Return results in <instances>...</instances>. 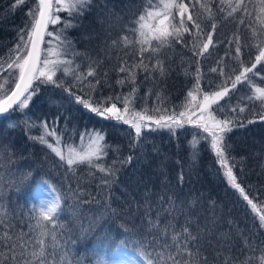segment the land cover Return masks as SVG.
Listing matches in <instances>:
<instances>
[{"label":"trees","instance_id":"obj_1","mask_svg":"<svg viewBox=\"0 0 264 264\" xmlns=\"http://www.w3.org/2000/svg\"><path fill=\"white\" fill-rule=\"evenodd\" d=\"M105 3L108 5L107 8L104 7ZM142 3L143 0H93L88 11L82 16H75L77 26L66 32V35L72 39L76 51L81 53L75 58V63L80 64L81 70L87 71L88 58L99 61L96 72L101 82L95 84V78L88 77L97 89L91 94L94 106L96 101H100L101 106H111L112 102H116L118 108H124L123 96L135 87L136 93L130 98V106L134 111L142 112L145 107L149 110L156 107L159 103L156 95L159 93L163 98L164 106L168 109L166 114L171 112L178 114L188 107L191 98L187 97V93L196 84L195 72L199 66L201 75L199 87L203 93L221 90L222 85L230 89L229 96L219 101V104H225L230 100L229 111L234 107L235 111L231 114L237 117L233 122L235 125L233 130L225 135L226 142L231 146L228 163L229 166L235 163L233 174L237 178V183L245 189V194L257 207L253 209L240 197L238 191L227 183L223 174L224 169L217 163L209 141L200 139L201 135L208 136V134L203 133L196 125L184 123L183 127L177 128L174 133L168 129L156 131L144 129L141 135L144 151L139 147L130 148L132 137L135 136L130 127L116 120L97 116L76 104L74 97H70L62 88L55 87L51 83L42 84L40 80H36L34 86L39 85V93L33 97L29 108L23 110L33 114L32 122L36 126L25 127L21 123L23 113L19 110L10 111L3 116L5 119H0V182L5 186L0 187L2 188L0 189V251H6L3 249L5 233L13 235L14 238L23 236L25 232L33 237L38 235V230H34L38 203L33 190L39 181L49 180L57 194L67 195L68 204H72L75 200L69 188L75 189L78 182L86 190L82 199L90 198L88 192L96 193L95 182H89L88 169L85 165H75L72 172H69L66 160L61 161L46 145L39 143L38 138L43 132L40 124L47 120L51 126L54 118L59 116L58 128L67 132L66 136L61 137L59 145L65 156L66 144L79 146L80 134L85 130L102 129L106 134L105 143L111 147L107 150V154L95 163L109 166L115 160V167L120 170L110 192L111 206L119 215L109 216L104 212L103 205L109 198L108 193H101V199L98 201L81 203L79 211L82 215L79 219H73L71 209L65 208L64 211L69 213L68 220L72 222L60 221L56 228L57 242L60 244V248L56 250V264L59 262L64 241L69 240L71 243L67 245V249L75 255V259L80 264H94L101 257L111 256L118 250L122 240L125 241L122 245L124 250L136 254L134 249L139 245L134 241L143 239L147 242L152 239L147 235L144 237L133 235V231L141 229V221L145 218L146 190L150 202L153 203V213L158 211L156 202L161 195L175 194L174 199L179 197L180 201L197 202L192 207L193 215L189 217L177 213L176 222L178 225H183L186 219H191V229H199L203 238L204 255L210 259L216 257L217 251L213 249L218 248L220 256L217 264H223L226 258L228 264H241L247 258H251L249 264H261V257H264V252L261 251L264 248V227H261L259 217L264 215V119L260 118L259 111H252L254 106L258 110L261 102L248 99L255 95L256 88L264 89V59L259 63L255 60L259 55L260 47H264V44L260 43V33L264 30V24L261 23V19H264V13L260 12L261 0H245L249 9L248 14L238 11L232 16L227 15L231 11L227 2L222 4L221 0H199V2L191 0L189 11L193 14L196 9L204 12V9L200 8L201 4H209L215 14L217 27L214 32L211 28L212 21L206 19L207 13L200 18L203 29L201 41L206 42L207 34H212L213 44L209 46L208 53H204L202 57L194 56L190 50L193 36L184 33L180 42L165 48L161 53L165 75L161 76L159 71L149 73L137 69L135 85L128 81L120 85L116 81L124 79L127 74L119 72L118 69L125 59L129 65L133 61L137 63L140 61L139 45L125 46L123 42L114 48L107 45H111L113 40L125 35L130 40H135V35L130 29L133 27L134 17L141 12ZM184 3L189 4V0H184ZM231 3L234 5L236 0H231ZM36 4L35 0H25L22 5L14 6V0H0V62L8 60L9 50L17 42L18 30L24 28L26 23L31 24L28 12ZM221 7L225 9L224 12L219 11ZM175 11L174 9L173 12ZM57 14L61 17V21L68 17L66 11ZM187 15L188 13L184 17L186 26L191 33H195L196 30L191 22L187 21ZM241 17L244 20L243 24L240 23ZM62 26V23L50 25L49 30L53 27L59 29ZM253 32L256 33L255 38ZM237 37L241 44L238 58H236ZM48 39L50 38L46 36L45 40ZM155 43L153 41V44ZM46 48L47 45L43 44L42 49ZM150 54L151 50L145 52L144 56L148 57ZM197 60L199 65L196 63ZM145 62L151 69L156 59L153 57ZM253 63L256 64V68L253 69L255 75L247 73V76L251 77V83L242 78L241 82L237 83L236 89L231 90L235 76L245 67H251ZM214 67L217 68L216 72L211 71ZM221 67L231 79L226 80L225 76L219 75ZM7 75L8 72H0V76ZM54 79L65 80V87H68L67 81L72 77H65L62 72H57ZM69 91L86 98L85 92L80 91L79 88L73 87ZM117 96L121 97L118 101L115 100ZM107 97L113 99L106 100ZM217 107L216 104L212 105V109ZM240 108L244 111L240 112ZM149 114H152L151 111ZM155 115L158 117L160 113ZM216 116L223 119L224 114L216 113ZM65 118H67L66 126ZM249 120L252 122L249 123ZM12 123L19 126L12 127L10 126ZM129 132L131 136L127 134ZM194 135L198 141L195 155L191 147ZM31 136L37 139L33 140ZM145 137L147 139H144ZM46 139L54 147L57 146L52 136H47ZM130 155L133 157L130 163H119V160ZM92 171L96 176L103 175L96 169ZM181 173H183L182 182ZM138 203L139 210H137ZM101 215L104 219L100 220L93 230H87L88 221L98 220ZM161 218L164 219L162 212ZM81 221L85 225L84 231L79 230ZM45 223L50 224V222ZM6 224H11L12 227L6 228ZM64 225L66 227L62 231L61 226ZM124 227L130 231L123 232ZM73 236H78V239H71ZM244 237H248L249 243H255V251H250L244 246ZM44 239L46 244H52L50 236ZM48 250L52 251L51 248Z\"/></svg>","mask_w":264,"mask_h":264},{"label":"snow or ice","instance_id":"obj_2","mask_svg":"<svg viewBox=\"0 0 264 264\" xmlns=\"http://www.w3.org/2000/svg\"><path fill=\"white\" fill-rule=\"evenodd\" d=\"M24 2L25 0H14V6L22 5ZM225 2H227L228 7L231 9L227 13L228 16H232L233 13L238 11L244 14H248L249 12L245 0H236L234 5L231 3V0H221L222 4ZM92 3L93 0H38L36 6L29 10L28 15L31 19V24L26 23L24 28L18 30L17 42L9 50L8 60L0 62V72H8L7 76H0V81H2L0 82V114L9 113L10 110H19L23 113L21 123L25 127L36 126L32 122L33 114L24 112L23 110L29 108L33 97L39 93V85L34 86V82L40 80L42 84L51 83L55 87L62 88L70 97H74L76 104L81 105L89 112L104 119H115L118 122L122 121L124 124L129 125L131 129L135 130V136L132 137V142L129 145L130 148L139 147L141 151H144L143 144L141 143L142 129L149 131L168 129L174 133L177 128L183 127L184 123L195 124L198 128L202 129L203 133L208 134V136L201 135L200 139L209 141L211 150L217 158V163L224 169L223 174L226 177L227 183L238 191L240 197H243V200L247 201L248 205H251L255 209L257 205L245 194V189L237 183V178L233 174L235 163L232 166H229L228 163L231 146L226 142L225 135L233 130L235 126L233 122L237 117L231 114L235 111L234 107L229 111L230 100L226 101L225 104H219V101L229 96L230 89L222 85L221 90L213 93H203L199 87L201 79L199 66H197L195 72L196 84L187 93V97H190L193 101L196 100L194 93L203 95V101L196 106L200 111V115L196 120L192 119V116L195 115L194 112L191 115L184 111L178 114L175 112L166 114L168 113V109L164 106L163 98L159 93L156 95V99L159 102L156 107L151 110L145 107L142 112L134 111L130 106V98L134 97L136 93L135 87L127 95L123 96V113L130 115L122 114L116 102H112L111 106H101V102L96 101V106H94L91 94L97 90L95 84L101 82L96 72L99 61L88 58L87 71L81 70L80 64L75 63V58L80 56L81 53L76 51L72 39L66 35L68 29L77 26L75 16H82L85 11L90 9ZM190 4L191 0H189V4H185L184 0H143L141 12L134 17L132 21L133 27L130 29L135 35V40H130L125 35L118 40H113L111 45H107L110 48L118 47L121 42L125 46L129 44L139 45L138 53L141 56L140 61L138 63L133 61L129 65L127 59H125L118 71L127 75L124 79H118L116 81L117 84L123 85L125 81H128L135 85L137 69H142L149 73L159 71L161 76L165 75L161 53L165 48L180 42L184 33H189L193 36L192 48L190 50L194 56L202 57L204 53H208L209 46L213 44L212 34H207L206 42L201 41L203 29L200 18L204 13H207L206 19L212 21L211 28L214 32L217 27L215 14L209 4H201L200 8L204 9V12L196 9L193 14L189 11ZM104 7H108L107 3L104 4ZM174 9L176 10L175 13L173 12ZM61 11L68 12V17L64 18L63 21H61V17L57 14ZM219 11L224 12L225 9L221 7ZM260 12L264 13V0H261ZM186 13H188L187 21L191 22L192 27L196 30L195 33H191L189 27L186 26L184 19ZM60 23L63 24L61 28L56 29L53 27L52 30H49L50 25L55 26ZM240 23H244L243 17L240 18ZM261 23L264 24V19H261ZM46 36L50 39L45 40ZM253 37H256L255 32H253ZM153 41L156 43L153 44ZM260 43L264 44V30H261L260 33ZM42 44H46L47 48L42 49ZM149 50H151L150 56L145 57L144 53L149 52ZM240 53L241 44L239 37H237L236 58L240 56ZM153 57H155L156 63L150 69L145 61ZM262 59H264V47H260L259 55L255 57L257 63ZM196 63L199 65V60ZM254 68H256L255 63L251 67H245L239 75H236L235 79L232 80L231 90L236 89L237 83L241 82L242 78L251 83V77L247 76V73H253ZM211 71L216 72L217 68L214 67ZM57 72H62L65 77H72L70 81H67L68 87H65V80L54 79ZM219 75L225 76L226 80L231 79L224 72L223 67L220 68ZM88 77H94L95 84L93 81L88 80ZM147 78L145 77V79ZM73 87L84 91L86 98H81V96L69 91ZM105 99L112 100L113 98L107 97ZM120 99V96L115 97L116 101ZM248 99L249 101L254 99L261 102L259 109L257 110L254 106L252 111H259L260 118L264 119V89L256 88L255 95L248 97ZM214 104L218 105V107L212 109V105ZM150 111L152 114H149ZM239 111L243 112L244 109L240 108ZM155 113H160V115L157 117ZM216 113H223V119H218ZM185 117H187L186 120L184 119ZM0 119H5V117L0 116ZM8 119H10V116ZM59 119V116L55 117L51 122V126H49L47 120L40 124L43 132L38 138L39 143L46 145L61 161L66 160L67 171L69 172H72L75 165H85L88 169L89 182H95L96 193L88 192L87 195L90 198L82 199L86 190L78 182L75 189L69 188L73 197H75L72 204L67 203L66 194L55 195V198L48 202L47 205L39 208L38 214L35 216L34 230H38L37 236L33 237L25 232L23 236L14 238L13 235L5 233L6 240L3 242V249H6V251H0V264H56V250L60 248V244L57 242L56 228L60 221L72 222L68 220L69 213L64 211L65 208L71 209L73 219H79L82 215V212L79 211L80 204L100 200L101 193L109 194L108 200L103 205L104 212L109 216L119 215L118 211L111 206L110 192L120 169L115 167V160L109 166L95 163V161L105 156L107 150L111 147L105 143L106 134L103 133L102 129L85 130L80 134L81 142L79 146H74L70 143L66 144L67 155L65 156L59 145L61 144V137L66 136L67 132L59 130ZM248 122L251 123L252 121L249 120ZM66 125L67 118H65ZM10 126L18 127L19 125L12 123ZM127 134L131 136L130 132ZM47 136H52L55 139L56 147L47 141ZM30 138L33 140L37 139L35 136H31ZM144 139L147 138L145 137ZM197 143L198 141L194 135L191 142V147L194 150L193 155L196 154ZM132 159L133 157L130 155L123 160H119V163H130ZM232 159L234 160V158ZM93 169L103 173V175L96 176L95 172L92 171ZM180 180L181 182L183 181V173H181ZM42 182L51 186V182L47 179H44ZM173 196L161 195L156 202L158 211L153 213V203L150 202L146 190L144 198V204L147 205L144 213L145 218L141 221V229L133 231V235L140 237L147 235L151 236L152 239L147 242L143 239L134 241L139 245L134 251L139 258L140 264H217L220 256L218 248L213 249L217 251L216 257L210 259L204 255L203 238L199 229H191V219H186L183 225H178L176 222L177 213L181 215L186 214L189 217L193 215L192 207L197 202L180 201L179 197H175L174 199ZM139 208L140 204L138 203L137 210ZM161 212L164 214V219L161 218ZM103 219L104 216L101 215L98 220L88 221L87 230H93L100 220ZM259 220L261 227H264V215H261ZM45 222H50V224ZM5 227L11 228L12 225L6 224ZM64 227L66 225L61 226L62 231ZM79 230H85V225L82 221L79 224ZM122 230L125 233L130 231L127 227H124ZM49 236L52 241L51 245L46 244L44 239ZM24 237H27V239ZM131 238L129 237V239ZM71 239H78V236H73ZM243 240L246 248L250 251H255L254 242L249 243L248 237H244ZM69 243H71V240L64 241L63 249L59 254L58 264H80L75 259V255L68 251L67 245ZM124 243L125 241L123 240L120 242L121 245ZM49 248L52 251H49ZM261 251L264 252V248ZM76 255H78V252ZM250 259L247 258L241 264H249ZM97 264H104V262L98 261ZM223 264H228L227 258L223 261ZM261 264H264V257H261Z\"/></svg>","mask_w":264,"mask_h":264},{"label":"rangeland","instance_id":"obj_3","mask_svg":"<svg viewBox=\"0 0 264 264\" xmlns=\"http://www.w3.org/2000/svg\"><path fill=\"white\" fill-rule=\"evenodd\" d=\"M202 101H203V95L200 96V95L196 94V100L193 101L192 99H190V101H188L189 102L188 107L186 108V110L184 112L188 113L189 115H191L194 112L195 115L192 116V119L196 120L200 115V111H199L198 107H196V106L198 104H200ZM119 109L121 110L122 114H125V113H123V108H119ZM125 115H130V114H125ZM184 119L186 120L187 117H185ZM112 120H115V119H112ZM121 123H123V122L121 121ZM186 124H189V123H186ZM189 125L195 126V124H189ZM127 126L129 127V125H127ZM132 130L135 133V130L134 129H132ZM142 130H144V129H142ZM0 187L4 188L5 186H3L2 183L0 182ZM0 189H2V188H0ZM33 191H34L35 199L38 202V205H37L38 210L40 207L47 205V203L50 202L51 200H53L55 198V195H57V192L53 191V187H51L48 184H44L42 181H39L37 183V185L35 186V189ZM117 249L118 250L115 251L114 253H112L111 256H109L107 258L101 257L98 261H103L104 264H140V261H139V258L137 257V255L133 254V253L131 254V253L127 252L126 250H124V248L122 247L121 244L118 246ZM98 261H95L94 264H97Z\"/></svg>","mask_w":264,"mask_h":264},{"label":"water","instance_id":"obj_4","mask_svg":"<svg viewBox=\"0 0 264 264\" xmlns=\"http://www.w3.org/2000/svg\"><path fill=\"white\" fill-rule=\"evenodd\" d=\"M37 3H38V0H35ZM42 46H43V44L41 45V48H42ZM15 107V106H14ZM10 111H12V110H10ZM9 111V112H10ZM7 113H3V114H0V116H4V115H6Z\"/></svg>","mask_w":264,"mask_h":264}]
</instances>
